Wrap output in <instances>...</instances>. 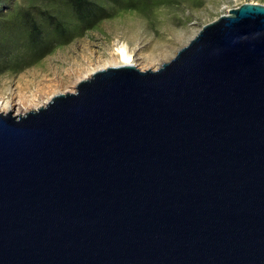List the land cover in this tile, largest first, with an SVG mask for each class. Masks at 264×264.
<instances>
[{
	"label": "water",
	"instance_id": "water-1",
	"mask_svg": "<svg viewBox=\"0 0 264 264\" xmlns=\"http://www.w3.org/2000/svg\"><path fill=\"white\" fill-rule=\"evenodd\" d=\"M0 264H264V4L0 112Z\"/></svg>",
	"mask_w": 264,
	"mask_h": 264
},
{
	"label": "rangeland",
	"instance_id": "rangeland-1",
	"mask_svg": "<svg viewBox=\"0 0 264 264\" xmlns=\"http://www.w3.org/2000/svg\"><path fill=\"white\" fill-rule=\"evenodd\" d=\"M151 2L139 9L110 3L111 14L91 26L78 27L70 38L56 42L51 52L41 59L18 72L0 73V95L7 93L8 97L15 99L21 95L29 101L32 95L42 97L53 90L56 93L67 90L87 70L117 60L115 49L119 45L126 47L138 68L156 69L184 46L202 25L230 8L245 2L264 4V0Z\"/></svg>",
	"mask_w": 264,
	"mask_h": 264
},
{
	"label": "trees",
	"instance_id": "trees-1",
	"mask_svg": "<svg viewBox=\"0 0 264 264\" xmlns=\"http://www.w3.org/2000/svg\"><path fill=\"white\" fill-rule=\"evenodd\" d=\"M16 1L0 0V73L18 72L41 59L78 27L111 14L110 3L139 9L153 0Z\"/></svg>",
	"mask_w": 264,
	"mask_h": 264
},
{
	"label": "bare ground",
	"instance_id": "bare-ground-1",
	"mask_svg": "<svg viewBox=\"0 0 264 264\" xmlns=\"http://www.w3.org/2000/svg\"><path fill=\"white\" fill-rule=\"evenodd\" d=\"M115 51H116V55H117V60L107 61L102 66H100V67H98L92 71L87 70V72L83 73L82 75H79L77 77V79L75 80V82H73V86L72 87L70 86V88L67 90H63V91L57 92V93L55 92V90H53V91H51V93L49 92V94L42 96V97H38L39 95L38 96L32 95L30 98L31 100H29V101H26V97L21 96V95H20L21 97L18 96V99H15L12 97H8L7 93H1V95H0V112H3V113L12 112L13 115H22L27 111H30V110L36 109L39 106L45 105V103L48 102V100L55 94L73 91L74 87H75L76 83H78V81L90 77V75L98 69L105 68L107 66H117V65H121V64H135L133 62V59H132L130 53L128 52V50L126 49V47L124 45H119L115 49ZM27 84L29 85V83L26 82V85Z\"/></svg>",
	"mask_w": 264,
	"mask_h": 264
}]
</instances>
